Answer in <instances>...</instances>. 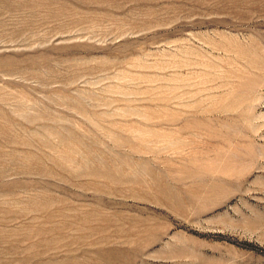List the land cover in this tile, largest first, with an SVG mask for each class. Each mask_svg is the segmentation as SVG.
I'll return each mask as SVG.
<instances>
[{"label":"rangeland","instance_id":"obj_1","mask_svg":"<svg viewBox=\"0 0 264 264\" xmlns=\"http://www.w3.org/2000/svg\"><path fill=\"white\" fill-rule=\"evenodd\" d=\"M0 264H264V0H0Z\"/></svg>","mask_w":264,"mask_h":264}]
</instances>
